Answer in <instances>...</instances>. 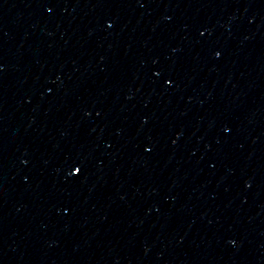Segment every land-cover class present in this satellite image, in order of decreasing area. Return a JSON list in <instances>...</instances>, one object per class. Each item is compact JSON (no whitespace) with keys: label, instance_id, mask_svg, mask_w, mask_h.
<instances>
[{"label":"water","instance_id":"obj_1","mask_svg":"<svg viewBox=\"0 0 264 264\" xmlns=\"http://www.w3.org/2000/svg\"><path fill=\"white\" fill-rule=\"evenodd\" d=\"M0 264H264V0H0Z\"/></svg>","mask_w":264,"mask_h":264},{"label":"snow or ice","instance_id":"obj_2","mask_svg":"<svg viewBox=\"0 0 264 264\" xmlns=\"http://www.w3.org/2000/svg\"><path fill=\"white\" fill-rule=\"evenodd\" d=\"M53 7H55V5H53ZM48 10H49V12H51L53 10V8H49ZM109 26H111V25H109ZM216 55L219 56L220 53L218 52V53H216ZM159 74L160 73H157V75H159ZM70 168L74 169V172L77 173V174L82 172L81 168L77 167L76 165H72Z\"/></svg>","mask_w":264,"mask_h":264}]
</instances>
